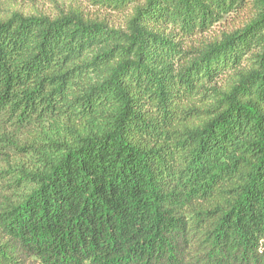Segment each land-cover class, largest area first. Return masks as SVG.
Masks as SVG:
<instances>
[{
  "label": "trees",
  "instance_id": "1",
  "mask_svg": "<svg viewBox=\"0 0 264 264\" xmlns=\"http://www.w3.org/2000/svg\"><path fill=\"white\" fill-rule=\"evenodd\" d=\"M15 1L0 264H264V0Z\"/></svg>",
  "mask_w": 264,
  "mask_h": 264
},
{
  "label": "rangeland",
  "instance_id": "2",
  "mask_svg": "<svg viewBox=\"0 0 264 264\" xmlns=\"http://www.w3.org/2000/svg\"><path fill=\"white\" fill-rule=\"evenodd\" d=\"M72 0H16L12 3L14 10L22 11L29 15L53 14L57 13V7H66ZM76 5V4H75ZM109 23L116 26L113 18H109Z\"/></svg>",
  "mask_w": 264,
  "mask_h": 264
}]
</instances>
